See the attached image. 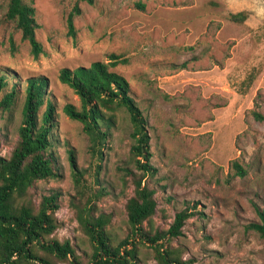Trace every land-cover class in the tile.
I'll use <instances>...</instances> for the list:
<instances>
[{
    "label": "rangeland",
    "instance_id": "obj_1",
    "mask_svg": "<svg viewBox=\"0 0 264 264\" xmlns=\"http://www.w3.org/2000/svg\"><path fill=\"white\" fill-rule=\"evenodd\" d=\"M27 1L36 7V36L44 50L38 57L6 17L8 0H0V75L8 83L4 93L17 90L14 105L0 109V154L10 157L19 140L28 79L45 78L57 108L53 150L60 176L38 180L28 198L39 204L43 195L61 193L60 226L52 237L69 239L91 263V244L74 205L87 197L75 183L69 149L84 181L103 192L91 200L96 214L112 216L109 229L116 239L130 231L126 204L134 185L126 169L136 168L130 162L129 114L124 108L116 112L103 156L96 157L83 124L63 110L67 103L80 105V98L59 79L62 68L109 61L118 53L129 62L113 70L129 80L148 120L157 168L147 181L158 206L146 227L167 230L178 211L197 203L201 214L171 240L184 248L185 258L194 264H264V238L248 228L259 221L257 206L264 209V119L254 115H264V0ZM75 7L80 12L72 35L68 17ZM240 11H248L247 18L233 21L230 14ZM234 159L246 176H232ZM138 264H156L152 246L142 247Z\"/></svg>",
    "mask_w": 264,
    "mask_h": 264
},
{
    "label": "trees",
    "instance_id": "obj_2",
    "mask_svg": "<svg viewBox=\"0 0 264 264\" xmlns=\"http://www.w3.org/2000/svg\"><path fill=\"white\" fill-rule=\"evenodd\" d=\"M79 12V7H75L68 17L72 35H76L74 15ZM247 16L248 11L230 14L233 21L239 22ZM6 17L15 22L23 39L29 41L35 57L44 52L36 36L39 23L32 3L8 0ZM128 62L127 57L112 53L109 61H95L90 66L75 69L65 67L59 74L61 82L71 87L80 98V105L67 103L63 107L64 113L83 124L93 155L102 158L116 126L119 109H126L132 124L130 162L136 171L126 170L131 176L134 193L126 204L130 231L121 240L116 239L109 229L112 216L97 215L95 205H92V198H99L102 190L84 181L74 149L68 150L75 183L81 197H87L85 203L74 202V205L80 226L91 244L90 264H138L144 246L153 247L156 264H194L193 258L184 257V248L174 246L171 240L182 235L189 218L201 214L197 203L187 204L178 211L167 230L148 229L145 225L157 211V191L147 181L156 176L157 168L151 162L148 120L132 96L129 80L113 70ZM7 84L6 75H0V109L4 110L10 109L17 97L16 89L4 93ZM47 87L48 82L43 77L28 79L19 140L10 157L0 154V264H86L69 239L52 237L60 226L56 212L60 208L61 193L53 191L43 195L39 204L28 198L31 187L38 180L60 176L58 157L53 150L58 126L57 108ZM254 115L258 120L264 119L257 110ZM231 166L233 177H244L248 173L238 159H234ZM256 212L259 221L251 222L248 228L264 238V209L257 206ZM165 239L167 243L163 242Z\"/></svg>",
    "mask_w": 264,
    "mask_h": 264
}]
</instances>
